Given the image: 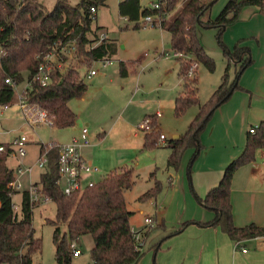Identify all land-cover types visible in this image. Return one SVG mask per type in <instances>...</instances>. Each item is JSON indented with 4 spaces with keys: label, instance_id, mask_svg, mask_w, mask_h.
I'll use <instances>...</instances> for the list:
<instances>
[{
    "label": "trees",
    "instance_id": "1",
    "mask_svg": "<svg viewBox=\"0 0 264 264\" xmlns=\"http://www.w3.org/2000/svg\"><path fill=\"white\" fill-rule=\"evenodd\" d=\"M106 1L79 0L77 4H72L69 0H57L50 9L42 0H0V106L14 104L18 99L14 84L6 81V77L15 79L17 83H25L54 43H57L55 46L60 50L64 44L73 45L78 56H83L88 65L95 60L111 59L116 51L114 40H109L107 36L99 39L98 31L91 25L97 17L98 5ZM161 1L160 8H153L142 6L141 0H121L119 11L131 20H138L143 14L161 13V26L170 31L174 52L181 53L177 58L180 60L178 72L183 77V88L176 98L175 112L177 115L183 114L195 104L200 109L179 138H170L172 150L167 157L168 164L177 169L188 147H195L189 164L197 158L202 147L199 135L205 123L216 106L226 101L234 89L239 87L241 71L253 61L247 45L239 46L237 43L233 49L226 45L222 40L224 29L228 24L239 20L244 6L255 5L264 10V0H228L215 17L208 15L209 7L215 0H183L170 18L168 13L175 9L180 0ZM92 7L96 8L94 12L91 11ZM204 16L207 18H203ZM199 24L217 26L218 38L224 46L225 54L240 62L236 78L230 79L227 67L221 83L205 102H201L199 97V75L196 68L192 75H188L194 61L205 63L210 70L216 66L215 58L209 55L201 42ZM89 33H93L94 37H89ZM1 50H6L5 54H1ZM61 52L66 61L68 52L64 49ZM120 72L127 74L125 60H120ZM87 89L88 83L78 67L71 64L60 66L55 62L46 84L34 81L26 90L25 96L28 101L37 102L55 114L54 125L64 128L72 125L77 118L69 100L80 96ZM151 123L152 126L156 124L155 115H152ZM160 133L155 126L147 130L144 147L157 146ZM246 140L243 152L230 161L220 181L201 197L206 207L215 210V217L199 222L220 224L231 238L237 240L264 234V226L256 222L236 225L230 201L234 171L240 165L255 160L257 149L264 147V120L254 132L248 130ZM45 150L46 146L41 144L40 155ZM47 154L48 163L40 173V180L34 184L42 195L50 196L56 204V217L48 219V222L55 225L53 241L56 244V260L61 264H71L74 251L72 242L78 240L83 233H91L95 243L91 256L96 263L138 262L145 250L144 247L137 246L131 232L130 218L134 210L128 209L124 192L135 182L133 166L114 169L93 184L86 185L82 191L65 192L57 182L59 146L53 142ZM8 157V152H0V263L33 264L34 253H41L43 249L42 237L36 235V228L33 226V208L41 201H32L30 190L25 189L22 192L20 212L16 211L13 203L16 189L13 188L12 191L9 187V183L15 178V170L7 165ZM161 188L162 182L156 180L139 198L156 196ZM62 224L67 227L64 231Z\"/></svg>",
    "mask_w": 264,
    "mask_h": 264
},
{
    "label": "crops",
    "instance_id": "2",
    "mask_svg": "<svg viewBox=\"0 0 264 264\" xmlns=\"http://www.w3.org/2000/svg\"><path fill=\"white\" fill-rule=\"evenodd\" d=\"M245 10L247 13L244 14L243 12ZM210 15L211 17H215L217 13L212 10V12L210 11ZM240 17L239 20L226 26L222 33V40H224L226 45L231 49H233L237 43H239V46L247 45L250 48V55L253 57V61L241 71V75L238 78L239 87L234 89L232 95L226 101L216 106L212 115L205 123L206 125L199 135L202 147L196 156L197 158L191 164H189L190 157L195 147H188L185 150L179 168L175 169L168 164L167 157L172 147L169 142L170 137L167 131L163 130L162 125V118L166 115V112H168V110L170 111V109H172V111L175 110L176 98L183 88V77L178 72L179 68L176 71L177 76L174 83L165 85L164 81H162L157 86H164V90H167L168 95L171 94V96H168L166 100L159 96L156 110L152 112L146 110L145 112V117L146 115H155V129L159 130L161 133L164 132L166 135L157 146L144 147V137L147 129H142L145 130L143 132L140 131L141 128L138 127L140 124V117H136L134 113H130L128 116H124L120 113L113 120L110 126L111 128L109 130L99 131L98 136L89 126V121L78 123L77 120H75L72 125L66 126L72 130L67 140H64V142L71 140L73 137L80 136L81 127L83 125H87L90 128V142L83 146V155L93 164H100L106 168L105 171H102L99 167L98 171L89 175L90 178L95 180L100 178H96V176H102L121 166H131L128 162L131 160H124L121 157L115 160H105L104 157L97 159L95 153L103 148L104 144L106 145V140L117 125L131 126L133 130L135 129L134 135H136L137 138L126 141L125 143L129 149H135V154L132 153L133 157L137 159V164L143 162L146 173L144 177L138 173L140 176L135 178V182L131 186L132 188L140 177L143 179L141 186L144 187L139 189L140 191H138L137 196L140 203H138L136 208L133 207L134 213L130 218V222L131 225L138 228H147L146 244L144 246L145 251L140 257L141 259L135 264H245V262L250 259L258 260L261 264H264V234L237 240L231 238L220 224H204L199 222L209 221L215 217V210L206 207L202 203L201 197L203 198L208 193L209 189L220 181L230 161L243 152L249 127L254 124H259L264 120V10H261L260 7L255 5H247L243 7ZM254 21L256 22L253 23ZM252 23L253 25H250ZM161 27L167 29L163 26ZM201 42H203V40ZM203 44L207 50L208 47L206 43L203 42ZM173 54L177 58L181 53L174 52ZM227 57L229 56H224L229 66L240 64L239 60L233 59L235 60L233 61L232 58L230 59V57ZM198 67L199 62L197 68ZM90 69L91 68H88L87 73ZM175 69V66L167 68L166 74L170 71H175ZM230 72L233 73L232 71ZM97 73L98 69L95 74L90 76L92 77ZM120 74L124 78H128V63L127 74L123 75L121 72ZM228 74H230L229 70ZM200 76L201 75H199L198 83L199 92L202 87L200 85H202L203 81ZM100 79L102 80L101 77ZM230 79L234 80L231 74ZM95 80H98V78ZM220 83L221 81L219 78V80L217 79L211 84V93L206 100L211 97L215 88ZM122 86H125V81ZM86 91L76 97L84 98ZM71 99L69 100V105L73 111H75L70 104ZM163 100L166 101V103L168 102L167 106H165ZM200 100L201 102L206 101H202L201 97ZM195 105L190 106L187 111L183 113L181 123L183 122L182 120H184V122L186 121L185 125L187 126L185 129L188 128L190 121L200 109L199 105L193 109L192 107ZM10 109H13V111H11V117L18 115L24 120L19 105L14 103L8 107L0 117V126L2 120H9L10 114L8 110ZM158 111L161 113L158 114ZM78 115L77 113V117ZM175 130L176 131H173V136L175 135L178 137L174 138H179L183 131H185L183 128H176ZM8 132L9 130H2L0 128V135L7 134ZM15 136L10 139V142ZM1 143L5 142L0 141V144ZM109 147L114 148L116 146L109 145ZM138 154L140 155L139 159L137 157ZM11 155H9L8 160ZM159 156H165L166 159H164V162H160ZM255 156V160L240 165L234 171L231 182L230 201L233 206V221L238 226H244L250 222H256L264 226V147L257 149ZM22 159L23 158H21V160ZM8 160L7 165L15 170L13 165L10 166L8 164ZM33 165L32 172L36 166V161L29 166ZM133 168H135V166H133ZM32 172H28L30 176ZM21 175H19V177ZM38 180H40V178L35 180L32 179L31 184ZM156 180L162 182L160 192L156 196L140 199L139 196L147 191L149 187L153 186ZM131 188L124 191L125 195L126 191ZM14 208L16 209L15 204ZM137 213L145 215L144 218L140 220L134 219ZM149 215L153 217L154 221L148 224L145 222V217ZM248 241L252 243V248L246 246ZM74 242L76 243V247L81 250V253L79 255L73 254L71 264H98L92 258L91 251L89 256L82 258L83 248L79 247V239V243H77V241ZM92 245L89 246V250L92 249ZM244 248H246V250H244ZM33 263L37 264L35 262ZM38 264L61 263L54 257L51 262L46 263L41 260Z\"/></svg>",
    "mask_w": 264,
    "mask_h": 264
},
{
    "label": "rangeland",
    "instance_id": "3",
    "mask_svg": "<svg viewBox=\"0 0 264 264\" xmlns=\"http://www.w3.org/2000/svg\"><path fill=\"white\" fill-rule=\"evenodd\" d=\"M42 1L51 9L57 0ZM69 1L72 4H77L79 0ZM120 1L121 0H107L105 3L99 4L96 11L97 17L94 18L91 24L92 28H96L98 31L97 34L99 36H101L100 34L104 31L107 33L109 40H114L116 51L110 57L112 63H105V61L99 59L88 65L84 62L83 56H78L74 46L67 51L68 58L65 61V65L71 64L72 66L78 67L81 75L88 83L85 97H74L70 101L71 106L79 114L76 120L78 123L89 121V126L97 136L99 131L109 130L113 120L120 113L124 116L134 113L136 117H140V122L143 121V119H145L146 110L149 112L156 110L159 96L165 100L168 96H171V94L168 95L167 90H164V86H157L162 81H164L165 85L174 83L177 76L176 71L180 67V60L173 54L174 49L171 43L170 31L168 29H163L161 26L151 24L144 26L139 25L144 19V14L138 20H131L128 16L125 17L121 15L119 11ZM182 1L183 0L178 1L175 9L168 13L169 18L181 5ZM227 1L228 0H215L209 7V11L212 12L213 10L218 14L226 5ZM152 3L153 0H141L142 6L152 7ZM243 13H247L246 10ZM208 15H210V12H208ZM203 18L207 17L204 16ZM255 22L256 21L253 23ZM253 23L250 25H253ZM136 24H138V26H136ZM218 32L219 28L217 26L199 24V37L201 41L203 40V42L206 43L208 47L207 52L215 58L216 61V66L212 70H210L205 63L198 61L199 67H196V70L197 73L201 75V80H203L199 92L202 101H205L209 97L211 93V84L217 79L219 80V78L220 81H222L223 73L227 70V67L232 79L236 78V72L237 69H239V65L237 64L228 66L229 64H227V60L224 58L226 55L224 52L225 49L218 38ZM88 35L91 38L94 37L93 33H89ZM120 60H125L128 63V78H124L120 74ZM173 66L176 67L175 71H170L166 74L167 68ZM93 67L98 69V73L91 77L88 75L87 70ZM96 78H98V80H95ZM124 81L125 86L123 87L122 84ZM164 103L165 106L168 105V102L166 103V101H164ZM196 106L198 105L192 108L195 109L194 107ZM8 111L10 114L9 120H2L0 128L2 130L7 129L9 132L0 135V141L10 144V139L20 134H25L29 138L26 143L28 152L22 157L23 159L21 160V157L17 154H12L8 160V164L10 166L13 165L15 171H17L19 163L22 165H31L39 158L41 144L48 148L51 142H64V140H67L72 130L66 126V128L63 129L56 125L46 126L41 123L32 126L18 115L11 117V111H13V109ZM182 117L183 114L177 115L175 110L172 111V109H170V111L168 110L166 115L163 116V130L167 131L170 138L173 137V131H176V128L187 130L185 129L187 126L185 125L186 121L184 122V120H182L183 122L181 123ZM134 131L135 129L133 130L131 126L117 125L106 140V145L104 144L103 148L96 151L95 156L97 159L104 157L105 160H115L120 157L124 160H131L128 162L131 166H135L133 175L137 178L140 175L144 177L146 169L143 167V162L140 164L136 163L137 159L133 157V154L136 152L135 149H129L125 143L126 141L137 138V136L134 135ZM140 131L143 132L145 130L141 129ZM185 131H183V133ZM109 145H115L116 147L111 148ZM137 157L139 159L140 155L138 154ZM158 158L160 162H164V159H166L165 156H159ZM97 165L102 171L106 170L104 166L100 164ZM131 166L127 165V167ZM42 170L43 168L36 164L31 176L26 172L19 177L22 181V185L17 187L15 193H13V203L16 205V211L20 212L23 197L22 192L25 189H30L31 180L39 179ZM138 173H140V175ZM98 177L102 176H96V178ZM142 183L143 179L140 177L137 183L130 190L126 191L128 208L134 209L138 203H140L137 196L138 191H140L139 189L144 187L141 186ZM33 211V226L36 228L35 233L42 237L43 244L42 252L34 253L33 261L37 264L41 260L48 263L54 259L56 251V244H54L53 241L55 225L52 222H48V219L56 217V204L52 199L41 201L34 206ZM144 216L145 215L137 213L134 219L140 220L141 218L143 219ZM61 227L63 231L67 228L64 224H62ZM74 241H77V243L80 242L79 247L83 248L82 258L90 255L91 250H89V246L92 244V246H94L95 244L91 233H83V235L79 237V242L78 240ZM246 246L252 248V243L248 241ZM245 264H261V262L250 259L246 261Z\"/></svg>",
    "mask_w": 264,
    "mask_h": 264
},
{
    "label": "built area",
    "instance_id": "4",
    "mask_svg": "<svg viewBox=\"0 0 264 264\" xmlns=\"http://www.w3.org/2000/svg\"><path fill=\"white\" fill-rule=\"evenodd\" d=\"M162 5L161 0H153L152 7L153 8H160ZM96 8L92 7L91 11L94 12ZM163 20V15L160 14H153L148 13L144 15V19L142 22H140L141 26L144 25H155V26H161V22ZM100 38H104L107 36L106 32H102L100 34ZM57 43H54L52 45V48L46 53V55L43 57V60L40 62V65L38 66L37 70H35L25 83H17L15 79H11L10 77H6V81L11 82L14 84V87L17 91L18 99L14 102L17 103L20 107L21 113L24 117V119L27 121L28 124L32 126H36L37 123H41L44 125H54L55 124V114L48 111V109L42 107L39 103L34 101H28L27 97L25 96L26 90L30 88L32 83L34 81H41L42 83L46 84V82L49 80L50 72L54 68L55 62H57L60 66L65 65V61L63 60L62 55V49L68 51L73 45H62L61 50L59 47L55 46ZM6 50H1V54H5ZM180 53V52H177ZM103 61L112 63L110 59H102ZM198 65V61H194L191 64V67L189 69V75H192L194 73L195 68ZM97 71L96 68H91L88 71V75L95 74ZM12 104H5L0 106V117L3 115L4 111L8 109ZM161 112L158 111V114ZM152 115H146L145 119L140 122L139 127L141 129H153L154 126H152ZM258 124L251 125L249 127V130L254 132L257 128ZM80 133V136L73 137L71 140L59 143L55 142L56 145L59 146V157H58V168L59 173L57 176V182L58 184L63 188L65 192H71L74 190H80L86 186L91 185L97 180L90 178L89 175L93 172L98 171L99 166L93 164L91 161L87 160L85 156L83 155L82 148L84 145H87L90 142L89 133L90 128L87 125H83ZM165 133H160L158 142L162 141L163 138H165ZM28 141V136L25 134L16 135L15 138L12 139L10 144L1 143L0 144V152H8L9 155L17 154L21 158L27 154V146L26 143ZM52 143H49V146H52ZM12 148V150H11ZM48 148L39 156V158L36 160V164L41 166L42 168H45L48 163ZM33 166L29 165H22L19 164L16 171V176L14 180H12L9 183V187L12 189H16L17 187H20L22 185V181L19 179V175L24 174L26 172H32ZM30 195L32 201L38 200V201H48L50 199V196L48 195H42L40 191L37 189L36 184L34 182L31 184L30 187ZM154 219L151 215L145 217L146 223H153ZM145 231H147V228H138L134 225H132L131 232L135 237V240L137 241V246L143 248L146 238ZM73 246V254L79 255L81 253V250L76 247V243L72 242ZM246 250V248H244Z\"/></svg>",
    "mask_w": 264,
    "mask_h": 264
},
{
    "label": "water",
    "instance_id": "5",
    "mask_svg": "<svg viewBox=\"0 0 264 264\" xmlns=\"http://www.w3.org/2000/svg\"><path fill=\"white\" fill-rule=\"evenodd\" d=\"M173 137H178V136H175V135H174Z\"/></svg>",
    "mask_w": 264,
    "mask_h": 264
}]
</instances>
